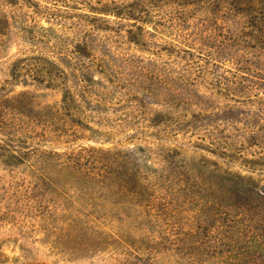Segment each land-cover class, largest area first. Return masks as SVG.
<instances>
[{"label":"trees","instance_id":"16d2710c","mask_svg":"<svg viewBox=\"0 0 264 264\" xmlns=\"http://www.w3.org/2000/svg\"><path fill=\"white\" fill-rule=\"evenodd\" d=\"M11 46L0 180L21 166L39 178L48 137L94 121L138 134L162 172L190 149L185 184L212 196L202 212L227 216L217 264H264V0H0V53ZM0 264L24 263L0 248Z\"/></svg>","mask_w":264,"mask_h":264},{"label":"rangeland","instance_id":"374dc122","mask_svg":"<svg viewBox=\"0 0 264 264\" xmlns=\"http://www.w3.org/2000/svg\"><path fill=\"white\" fill-rule=\"evenodd\" d=\"M15 52L11 46L0 53V82ZM29 89L45 105L60 102L58 89ZM91 125L100 131L80 126L77 137L71 131L48 137L58 143L46 146L39 178L21 166L0 180L1 250L24 264H217L218 230H225L217 228L225 214L206 215L202 204L212 196L185 184L191 173L184 161L198 153L188 149L184 159L172 152L174 162L162 172L167 163L135 150L143 143L138 134Z\"/></svg>","mask_w":264,"mask_h":264}]
</instances>
